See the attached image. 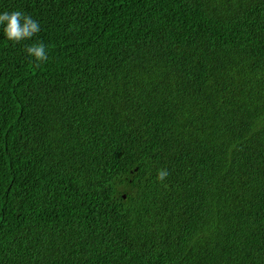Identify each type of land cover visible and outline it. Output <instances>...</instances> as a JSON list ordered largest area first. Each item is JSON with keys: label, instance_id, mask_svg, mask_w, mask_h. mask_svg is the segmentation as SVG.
<instances>
[{"label": "trees", "instance_id": "16d2710c", "mask_svg": "<svg viewBox=\"0 0 264 264\" xmlns=\"http://www.w3.org/2000/svg\"><path fill=\"white\" fill-rule=\"evenodd\" d=\"M6 10L0 264H264V0Z\"/></svg>", "mask_w": 264, "mask_h": 264}, {"label": "clouds", "instance_id": "9594fccd", "mask_svg": "<svg viewBox=\"0 0 264 264\" xmlns=\"http://www.w3.org/2000/svg\"><path fill=\"white\" fill-rule=\"evenodd\" d=\"M41 31L40 22L22 10L0 12V32L13 44L30 40ZM26 52L35 63L48 59L49 50L43 42H33L26 47ZM169 175L167 169H159L157 179L163 181Z\"/></svg>", "mask_w": 264, "mask_h": 264}, {"label": "bare ground", "instance_id": "6f19581e", "mask_svg": "<svg viewBox=\"0 0 264 264\" xmlns=\"http://www.w3.org/2000/svg\"><path fill=\"white\" fill-rule=\"evenodd\" d=\"M85 121V120H84ZM131 129V128H130ZM133 136V135H132ZM246 139V138H245ZM82 187V186H81Z\"/></svg>", "mask_w": 264, "mask_h": 264}, {"label": "water", "instance_id": "95a60500", "mask_svg": "<svg viewBox=\"0 0 264 264\" xmlns=\"http://www.w3.org/2000/svg\"><path fill=\"white\" fill-rule=\"evenodd\" d=\"M124 198H126V197L124 196Z\"/></svg>", "mask_w": 264, "mask_h": 264}]
</instances>
